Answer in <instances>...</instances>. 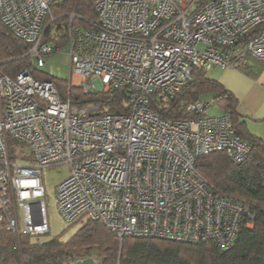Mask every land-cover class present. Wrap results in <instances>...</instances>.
<instances>
[{
  "label": "built area",
  "instance_id": "built-area-1",
  "mask_svg": "<svg viewBox=\"0 0 264 264\" xmlns=\"http://www.w3.org/2000/svg\"><path fill=\"white\" fill-rule=\"evenodd\" d=\"M54 1L0 0V24L28 44L24 55L39 69L56 51L44 36ZM94 9L99 29L74 27L65 46L77 79L69 85L126 87L130 109L81 106L27 69L0 72V230L47 233L41 171L67 165L55 195L65 223L86 217L119 238L215 240L227 249L247 210L214 195L194 162L225 151L240 163L250 144L229 113L211 115L200 99L188 103L187 119L161 117L149 99L174 97L195 69L264 62V0H94Z\"/></svg>",
  "mask_w": 264,
  "mask_h": 264
},
{
  "label": "trees",
  "instance_id": "trees-1",
  "mask_svg": "<svg viewBox=\"0 0 264 264\" xmlns=\"http://www.w3.org/2000/svg\"><path fill=\"white\" fill-rule=\"evenodd\" d=\"M50 13L55 20L48 23L44 36L55 44L56 50L66 46L74 27L88 30L100 27L94 0H55ZM28 47L0 24V72L13 78L27 69L36 78L53 80L63 96H69L81 106L96 104L106 112L130 109L128 88L84 93L81 87H70L69 80L45 75L28 54L24 55ZM207 94L214 96L212 102L223 113L230 114L235 133L250 144L248 157L240 163L232 161L225 151L198 156L194 162L196 171L214 195L247 210L227 249L215 240L185 242L136 235L119 238L102 221L86 218L66 241L59 236L41 241L35 238L40 235L1 229L0 264H70L69 253L85 258L92 255L93 249L99 264H264V142L247 131L236 113V100L218 81L195 69L174 97L161 101L152 96L149 101L151 108L163 118L187 119L191 117L188 103ZM16 148V143H11V158L16 157Z\"/></svg>",
  "mask_w": 264,
  "mask_h": 264
},
{
  "label": "crops",
  "instance_id": "crops-1",
  "mask_svg": "<svg viewBox=\"0 0 264 264\" xmlns=\"http://www.w3.org/2000/svg\"><path fill=\"white\" fill-rule=\"evenodd\" d=\"M209 72L207 77L218 81L236 100V113L247 131L264 142V62L250 59L249 66L242 69L214 67ZM207 95L213 101L214 96ZM204 101L209 102L208 97ZM215 107L217 112L211 115L223 113L217 105Z\"/></svg>",
  "mask_w": 264,
  "mask_h": 264
},
{
  "label": "rangeland",
  "instance_id": "rangeland-1",
  "mask_svg": "<svg viewBox=\"0 0 264 264\" xmlns=\"http://www.w3.org/2000/svg\"><path fill=\"white\" fill-rule=\"evenodd\" d=\"M45 60L46 64L43 68H41L45 75L54 78L70 80L72 82L77 81L76 77L73 76L70 71V57L67 51V47H63L54 51L53 53L48 55ZM210 76H212V73H210ZM207 97L210 103L207 111L209 114H215L217 112V108L215 107V104L212 102V99L209 97V95H203L201 100L205 102L204 98ZM68 172L69 169L67 165L51 166L45 169L43 168L41 171V183L44 188V196L41 199L45 203V210L49 225V231L47 233L35 237L41 241L48 240L55 236H59L61 240L66 241L74 234V232L86 219V217H84L75 221L74 223L68 224L61 219L56 209V188L59 183L68 176ZM91 253V256H93L99 264L98 255L95 249H93Z\"/></svg>",
  "mask_w": 264,
  "mask_h": 264
},
{
  "label": "water",
  "instance_id": "water-1",
  "mask_svg": "<svg viewBox=\"0 0 264 264\" xmlns=\"http://www.w3.org/2000/svg\"><path fill=\"white\" fill-rule=\"evenodd\" d=\"M69 257L71 259L70 264H98L97 260L93 256L76 258L73 253H69Z\"/></svg>",
  "mask_w": 264,
  "mask_h": 264
},
{
  "label": "flooded vegetation",
  "instance_id": "flooded-vegetation-1",
  "mask_svg": "<svg viewBox=\"0 0 264 264\" xmlns=\"http://www.w3.org/2000/svg\"><path fill=\"white\" fill-rule=\"evenodd\" d=\"M77 258V257H76ZM71 262V261H70Z\"/></svg>",
  "mask_w": 264,
  "mask_h": 264
}]
</instances>
